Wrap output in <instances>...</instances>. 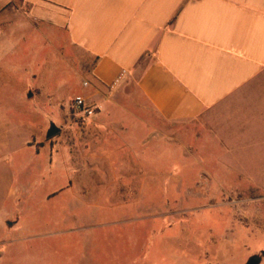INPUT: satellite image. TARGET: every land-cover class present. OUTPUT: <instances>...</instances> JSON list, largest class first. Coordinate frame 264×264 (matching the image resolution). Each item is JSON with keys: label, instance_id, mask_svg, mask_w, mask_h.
Masks as SVG:
<instances>
[{"label": "rangeland", "instance_id": "obj_1", "mask_svg": "<svg viewBox=\"0 0 264 264\" xmlns=\"http://www.w3.org/2000/svg\"><path fill=\"white\" fill-rule=\"evenodd\" d=\"M94 62L25 0L0 7V264H264V147L226 110L161 119L135 85L104 105Z\"/></svg>", "mask_w": 264, "mask_h": 264}, {"label": "crops", "instance_id": "obj_2", "mask_svg": "<svg viewBox=\"0 0 264 264\" xmlns=\"http://www.w3.org/2000/svg\"><path fill=\"white\" fill-rule=\"evenodd\" d=\"M25 2L94 58L93 85L110 93L104 105L134 104L135 85L161 119L212 121L226 110L245 153L264 147V0Z\"/></svg>", "mask_w": 264, "mask_h": 264}, {"label": "built area", "instance_id": "obj_3", "mask_svg": "<svg viewBox=\"0 0 264 264\" xmlns=\"http://www.w3.org/2000/svg\"><path fill=\"white\" fill-rule=\"evenodd\" d=\"M74 105L77 111L83 114L85 117H91L95 114V105L89 103L88 99L83 96L76 97L74 100Z\"/></svg>", "mask_w": 264, "mask_h": 264}, {"label": "water", "instance_id": "obj_4", "mask_svg": "<svg viewBox=\"0 0 264 264\" xmlns=\"http://www.w3.org/2000/svg\"><path fill=\"white\" fill-rule=\"evenodd\" d=\"M61 129L56 126V124L52 123L50 129L47 133L48 138H52L60 133ZM262 257L260 256H253L251 257L246 264H261Z\"/></svg>", "mask_w": 264, "mask_h": 264}]
</instances>
